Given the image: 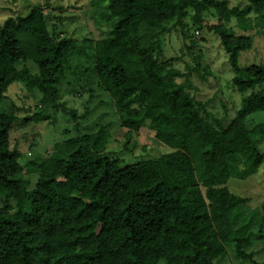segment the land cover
<instances>
[{
    "label": "trees",
    "instance_id": "obj_1",
    "mask_svg": "<svg viewBox=\"0 0 264 264\" xmlns=\"http://www.w3.org/2000/svg\"><path fill=\"white\" fill-rule=\"evenodd\" d=\"M53 1L0 22V264H220L229 247L248 258L244 247L264 237V215L228 181L254 174L264 160V128L245 124L264 112V62L240 66L252 35L226 23L235 18L246 29L254 15L264 34V0H246L243 8L227 0H108L110 30L94 45L97 83L114 102L119 128L147 126L171 151L121 165L106 151L112 130L77 128L50 156L23 164L10 143L20 117L8 88L23 80L43 96V113L24 122L49 118L79 48L51 24L45 9ZM211 9L217 22L204 19ZM188 18L213 29L235 70L233 85L243 96L226 125L207 121L191 74L174 67V58L161 60L152 40L169 22L186 26ZM28 60L37 73L20 66ZM27 173L35 174L34 185Z\"/></svg>",
    "mask_w": 264,
    "mask_h": 264
},
{
    "label": "rangeland",
    "instance_id": "obj_2",
    "mask_svg": "<svg viewBox=\"0 0 264 264\" xmlns=\"http://www.w3.org/2000/svg\"><path fill=\"white\" fill-rule=\"evenodd\" d=\"M229 6L243 8L246 0H227ZM44 4L46 0H0V22L11 16L26 15L34 5ZM108 0H56L52 7L45 9L51 24L59 25L62 37L77 41L79 48L70 62L66 75L58 83V96L49 107L50 117L36 122H24L25 117L43 113L42 94L37 89H29L23 80L12 82L7 96L18 106L20 121L10 132V143L23 153L21 162L51 155L52 146L77 134V128L84 133L100 129L112 130V138L107 152L120 159L121 165L135 163L142 159L156 158L171 151V148L159 142L147 126L138 131L127 133L120 127V118L111 96L97 83L94 73V45L96 40L105 37L109 23L104 18ZM206 22H217L214 9L204 14ZM173 20L166 30L152 40L162 50L161 60L174 58L173 66L190 73L192 93L197 100L205 103L208 112L207 121L215 123L219 119L226 125L241 107L242 94L233 85L235 70L229 60L219 36L208 25L199 28L192 19L187 25H176ZM226 25L236 32L252 35V45L239 54L240 66L264 62V34L257 26L256 16L252 15L246 23V29L233 18ZM245 29V30H244ZM32 73L39 71L33 60L22 62ZM245 124L252 129L257 125L264 128V112L249 115ZM264 154V138L259 142ZM34 185L36 176L27 173ZM231 191L250 198L251 208H259L264 215V160L254 174L242 177L233 176L228 181ZM12 204H14L12 202ZM3 201L0 199V208ZM248 258L238 257L229 247V253L220 264H264V237H255L244 247Z\"/></svg>",
    "mask_w": 264,
    "mask_h": 264
}]
</instances>
